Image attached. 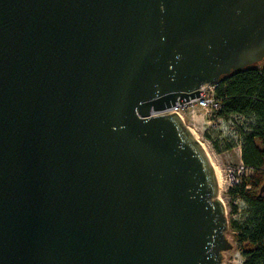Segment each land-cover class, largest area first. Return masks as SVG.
Returning a JSON list of instances; mask_svg holds the SVG:
<instances>
[{"label": "water", "instance_id": "water-1", "mask_svg": "<svg viewBox=\"0 0 264 264\" xmlns=\"http://www.w3.org/2000/svg\"><path fill=\"white\" fill-rule=\"evenodd\" d=\"M262 62L264 0H0V264H223L208 153L153 114Z\"/></svg>", "mask_w": 264, "mask_h": 264}, {"label": "trees", "instance_id": "trees-1", "mask_svg": "<svg viewBox=\"0 0 264 264\" xmlns=\"http://www.w3.org/2000/svg\"><path fill=\"white\" fill-rule=\"evenodd\" d=\"M219 83L216 91L222 105L219 115L253 120L248 131L241 133L242 162L252 174L242 186L229 192L232 200L240 199L246 205L247 211L241 223L232 219L228 231L244 258L243 264H264V62L226 76ZM216 146L214 143L215 149ZM216 151L222 152L219 148ZM237 208L234 205L231 213H237Z\"/></svg>", "mask_w": 264, "mask_h": 264}, {"label": "rangeland", "instance_id": "rangeland-1", "mask_svg": "<svg viewBox=\"0 0 264 264\" xmlns=\"http://www.w3.org/2000/svg\"><path fill=\"white\" fill-rule=\"evenodd\" d=\"M253 120L249 119L245 116H231L229 118H225V124L221 128H217V130H213L212 128H206L204 132L200 131L196 133L198 134V140L203 143L209 152L210 160L214 163V165L218 166L217 168L220 170L223 180L225 179L227 182V178L224 169L231 165H238L242 161V132H246L248 125L251 124ZM198 122V120H197ZM205 122V121H204ZM210 134V135H209ZM207 136H211L212 138H208ZM214 140V141H213ZM214 143H216V149H220V151L225 152L226 154L221 157L216 154V149L214 147ZM228 147L230 148L229 150ZM227 190L229 185L226 184ZM225 186V187H226ZM231 190V189H230ZM228 191V193L230 192ZM228 193L226 191L225 194L222 195V202L226 207L227 219L229 223V229L232 223V219L237 220L238 222H242L245 212L247 211V207L243 202H239V206H237V213H231L233 206L235 205V200H232L231 197L228 198ZM236 206V205H235ZM228 229V230H229ZM227 230V231H228ZM226 238L232 244L231 251L223 252V264H243L244 258L241 255L240 251L236 248V243L233 240L232 234L230 231L226 232Z\"/></svg>", "mask_w": 264, "mask_h": 264}, {"label": "built area", "instance_id": "built-area-1", "mask_svg": "<svg viewBox=\"0 0 264 264\" xmlns=\"http://www.w3.org/2000/svg\"><path fill=\"white\" fill-rule=\"evenodd\" d=\"M220 84H204L200 87V96L195 99H190L189 101L180 103L178 101L175 106H171V108L166 109L160 113H154L153 116L156 118L157 116H165L171 114H178L179 117L183 120L185 127L188 129H192L195 132H200L199 124L197 122V117L200 114L199 112H203V116L205 117V125L208 128H212L213 130H217L220 127L222 128L225 124V118L219 115L220 110L222 109V105L217 100L216 91L218 90ZM202 145H204L202 143ZM207 150V149H206ZM208 151V150H207ZM210 157V156H209ZM208 157V158H209ZM227 182L229 185L228 190L227 186L220 190L221 195L225 194L226 191L230 189H234L235 187H240L244 184V180L252 174V170L247 166H244L241 161L238 165H231L224 169ZM247 189L250 187L247 186ZM228 198H230L228 193ZM232 198V197H231ZM242 202L240 199H235V205L239 206Z\"/></svg>", "mask_w": 264, "mask_h": 264}, {"label": "bare ground", "instance_id": "bare-ground-1", "mask_svg": "<svg viewBox=\"0 0 264 264\" xmlns=\"http://www.w3.org/2000/svg\"><path fill=\"white\" fill-rule=\"evenodd\" d=\"M193 134H194V136L197 138V140H198V134L194 131V130H192V129H189ZM203 148H204V150L208 153V155H209V152L206 150L207 149V147L205 146V145H203ZM211 163H212V168H214V171H215V173H216V176H217V178H218V198L222 201V195H221V193H220V190H222L224 187H225V180H223V178H222V175H221V172H220V170L217 168L218 166L216 165H214V163L212 162V160H211Z\"/></svg>", "mask_w": 264, "mask_h": 264}, {"label": "crops", "instance_id": "crops-1", "mask_svg": "<svg viewBox=\"0 0 264 264\" xmlns=\"http://www.w3.org/2000/svg\"><path fill=\"white\" fill-rule=\"evenodd\" d=\"M199 113L200 114L197 117L198 124H199L198 125L199 126V130L202 131V132H204V130L207 128L206 125H205V122H204L205 121V117L203 116V112L202 111H200ZM216 154L221 157L222 155H224L226 153L225 152H217L216 151Z\"/></svg>", "mask_w": 264, "mask_h": 264}]
</instances>
